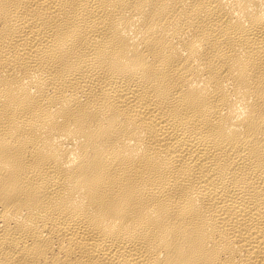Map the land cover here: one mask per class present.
Returning a JSON list of instances; mask_svg holds the SVG:
<instances>
[{
  "label": "bare ground",
  "instance_id": "bare-ground-1",
  "mask_svg": "<svg viewBox=\"0 0 264 264\" xmlns=\"http://www.w3.org/2000/svg\"><path fill=\"white\" fill-rule=\"evenodd\" d=\"M0 264H264V0H0Z\"/></svg>",
  "mask_w": 264,
  "mask_h": 264
}]
</instances>
